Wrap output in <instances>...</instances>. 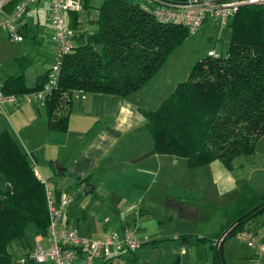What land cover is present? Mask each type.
Returning a JSON list of instances; mask_svg holds the SVG:
<instances>
[{
  "label": "crops",
  "instance_id": "1",
  "mask_svg": "<svg viewBox=\"0 0 264 264\" xmlns=\"http://www.w3.org/2000/svg\"><path fill=\"white\" fill-rule=\"evenodd\" d=\"M89 2L84 0L83 10ZM48 9L49 0L29 6L19 42H11L0 30L2 83L17 76L27 88L44 82L54 54ZM43 14L49 27L41 25ZM80 25L79 14L74 30L77 38L96 29V24L86 30ZM149 81L127 96L74 92L66 104L68 119L63 130L48 128L45 105L26 100L5 105L0 110V133L10 132L34 160L38 178L52 182L56 200L71 197L59 228H75L81 236L101 239L110 231L134 227L144 240L133 252L100 258L95 264H215L216 240L230 222L222 209L237 200L244 184L264 192V180L247 177L238 182L234 167L228 168L220 160L191 167L182 157L158 153L144 112L155 109L166 93L161 85L156 94L150 93ZM260 152L264 158V136L251 155ZM251 162L252 173L262 168ZM246 227L264 241V210ZM33 230L30 227L26 234L25 245H11L16 264L37 245L49 247L47 237L34 235ZM223 255L226 264H264L234 235L225 239ZM25 264L51 263L28 260Z\"/></svg>",
  "mask_w": 264,
  "mask_h": 264
},
{
  "label": "trees",
  "instance_id": "2",
  "mask_svg": "<svg viewBox=\"0 0 264 264\" xmlns=\"http://www.w3.org/2000/svg\"><path fill=\"white\" fill-rule=\"evenodd\" d=\"M78 18L79 12L69 13L73 30ZM94 23L90 34H74L58 87L45 102L50 130L65 129V108L74 92L127 96L141 88L189 33L184 26L155 20L140 0H103ZM226 25L231 45L225 54L197 62L169 96L144 112L156 151L182 157L191 167L220 160L231 168L235 157L253 154L264 136V3L241 6ZM43 83L27 88L21 76L11 77L2 90L21 95ZM32 160L10 132L0 133V264H16L11 245H25L30 227L34 235H47L45 190ZM263 205L264 192L244 184L237 200L222 209L230 221L226 231L235 236L250 230L246 226Z\"/></svg>",
  "mask_w": 264,
  "mask_h": 264
},
{
  "label": "built area",
  "instance_id": "3",
  "mask_svg": "<svg viewBox=\"0 0 264 264\" xmlns=\"http://www.w3.org/2000/svg\"><path fill=\"white\" fill-rule=\"evenodd\" d=\"M38 0H0V30H4L11 42L23 39L22 29L25 14L31 4ZM14 2L13 6L11 4ZM84 0H49V22L52 27L54 46L53 60L47 73L46 81L35 90L23 94L5 93L0 77V110L5 105H18L26 100L45 105L46 100L57 89L60 69L65 57L73 50L74 30L69 27L67 15L81 12ZM264 0H140V7L161 23H171L187 28L189 33L197 32L208 20L226 25L228 20L247 4H261ZM9 10L5 11L6 8ZM214 58L220 53L208 51ZM35 167V162L32 160ZM36 168V167H35ZM43 183L48 212L47 249L37 245L20 262L29 259L33 263L51 264H95L100 258L122 252H133L144 240L139 238L134 227H125L122 231H110L101 239L81 236L75 228H59L61 216L65 212L71 197L68 195L55 199L51 183L40 178ZM235 236L244 240L254 254L264 260V241L250 230H238Z\"/></svg>",
  "mask_w": 264,
  "mask_h": 264
},
{
  "label": "rangeland",
  "instance_id": "4",
  "mask_svg": "<svg viewBox=\"0 0 264 264\" xmlns=\"http://www.w3.org/2000/svg\"><path fill=\"white\" fill-rule=\"evenodd\" d=\"M102 3L103 0H90L88 8L79 12L81 30H86L88 28L92 29L94 27L95 23L93 21L96 19L98 8L102 5ZM41 22L42 26L47 24V20L44 14L42 15ZM47 26L48 25H45V27ZM6 42H10L7 37ZM230 45L231 31L229 26L220 25L218 23H215L214 25L213 23H210V21H207L199 31L195 33H188L182 39V41H180V43L172 50V52L169 54L168 58L166 59L160 70L157 72V74L150 79L149 82L151 85H149L148 88L150 89V91H153L150 93L156 94L158 92V88L156 89V87H159L160 85L163 86L161 87V89L165 91L164 93L166 94L165 96H161L159 98V101L161 102L164 97H167L172 93L175 88V85L177 84V81H184L188 77L193 66L202 59L207 58L208 50L211 49L217 53L225 54V52L229 49ZM172 84L174 86H172ZM250 161H252L251 164H256L262 168L256 169V171L252 173L250 171L251 168H249ZM241 162H243V167L240 164ZM247 165L248 167H246ZM232 166L234 167V174L238 176V182L239 179H247V177H250L252 180H255L256 178L264 180V158L261 152L259 155H256V157H252V155H249L247 157L242 155L237 156L232 161ZM49 182L52 183L51 181ZM0 186H3V182L1 180ZM259 217L262 218V215H259ZM16 243L17 242H13L12 247ZM18 264H20V262H18Z\"/></svg>",
  "mask_w": 264,
  "mask_h": 264
},
{
  "label": "water",
  "instance_id": "5",
  "mask_svg": "<svg viewBox=\"0 0 264 264\" xmlns=\"http://www.w3.org/2000/svg\"><path fill=\"white\" fill-rule=\"evenodd\" d=\"M262 205V204H261ZM264 210V205L261 206V208H259L257 211L254 212L253 215H257L258 213H260L261 211ZM248 219L243 221V224H245L247 222ZM229 232H227L226 230L223 232V234L221 236L218 237V239L216 240V247H217V258L220 264H226L225 263V259H224V255H223V244L225 242V239L229 236Z\"/></svg>",
  "mask_w": 264,
  "mask_h": 264
}]
</instances>
